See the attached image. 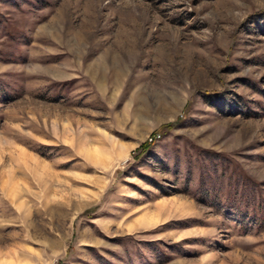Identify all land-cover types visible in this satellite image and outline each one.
<instances>
[{"label":"rangeland","instance_id":"1","mask_svg":"<svg viewBox=\"0 0 264 264\" xmlns=\"http://www.w3.org/2000/svg\"><path fill=\"white\" fill-rule=\"evenodd\" d=\"M0 264H264V0H0Z\"/></svg>","mask_w":264,"mask_h":264}]
</instances>
